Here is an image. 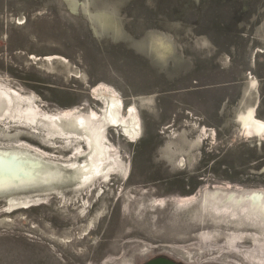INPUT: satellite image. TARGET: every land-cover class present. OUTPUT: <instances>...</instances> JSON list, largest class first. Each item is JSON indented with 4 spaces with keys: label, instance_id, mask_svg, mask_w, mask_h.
<instances>
[{
    "label": "rangeland",
    "instance_id": "rangeland-1",
    "mask_svg": "<svg viewBox=\"0 0 264 264\" xmlns=\"http://www.w3.org/2000/svg\"><path fill=\"white\" fill-rule=\"evenodd\" d=\"M90 2L115 6L121 34L93 26L81 8L73 12L63 0H0V79L34 93L40 107L53 113L76 106L85 113L101 111L93 89L114 87L123 115L128 117L135 105L141 123L136 140L121 127L105 131L122 154L127 178L114 176L83 216L79 206L90 196L69 174L56 179L57 190L45 186L17 192L48 194L51 202L11 215V222L0 221V264H123L120 259L135 244L150 252H133L134 264H185L162 243L188 240L170 232L180 222L197 230L208 221L182 212L188 198L199 199L208 187H264V140L248 135L236 117L253 77L259 89L256 116L264 121V0ZM158 34L172 45L163 60L149 43ZM48 54L65 57L68 68L83 74L82 82L68 68L47 71L43 57ZM26 132H18L22 142L61 159L41 144L43 135ZM56 140L58 149L66 147L64 139ZM66 155L70 159L72 154ZM141 194L166 200V216L156 214V229L134 227L135 199ZM8 198L0 193V208ZM212 255L206 264H221Z\"/></svg>",
    "mask_w": 264,
    "mask_h": 264
},
{
    "label": "bare ground",
    "instance_id": "bare-ground-1",
    "mask_svg": "<svg viewBox=\"0 0 264 264\" xmlns=\"http://www.w3.org/2000/svg\"><path fill=\"white\" fill-rule=\"evenodd\" d=\"M63 1L73 12L81 8L93 26L121 32V26L117 20L119 17L114 15V5L109 8L106 5L92 4L90 0ZM25 22L18 24H25ZM149 43L153 50L152 53L159 56V59L172 52L171 42L165 35L158 34ZM43 60L45 61L44 67L51 73H57L62 67L68 68L70 64L65 57L58 54L45 55ZM68 72L73 78L82 82L83 74L72 68H68ZM3 80L0 79V193L7 194L9 198L7 203L0 208V221L11 222V215L50 204L48 194H39L35 197L15 195L18 194L17 192L33 188L45 186L46 189L47 187L53 188L56 179L66 174L72 177V182L78 186L77 188L85 187L90 196L89 199H84V203H81L82 207L78 204L82 211L80 214L86 215L84 213L90 204L93 200L99 201L105 193V188H109L114 176L119 174L120 179L127 178L128 167L122 154L116 147L117 145L112 144L105 137V131L111 126L121 127L130 140H136L141 133L138 108L131 104L128 117H125L119 92L114 87L100 85L93 89V98L101 104V111L89 109L90 111L85 113L79 110V106H76L55 113L48 112L40 107L34 93H22ZM248 84L245 92L246 99L236 117L248 135L264 140V121L257 118L255 108L259 100L258 83L252 77ZM22 130H27V136L30 137L43 135L41 144L49 151L59 154L61 159L56 154L46 152L41 148L42 146L37 147L22 142L23 137L18 136V132ZM44 136L47 139L44 140ZM60 137L67 143L63 149H58L59 146L56 144V139ZM182 140L185 138L182 137ZM6 141L10 143L6 144ZM3 146H8V148ZM34 151L41 154L37 155ZM65 153L72 154L70 159H66L68 157ZM55 156L57 159L54 158ZM182 160L185 159L182 158ZM3 187L11 190L5 191ZM135 200L134 227L138 230H144L145 226L156 229L158 227L154 221L156 214L164 211L166 216V200H159L147 194H141ZM183 205L182 212L192 219L208 218L207 222L200 223L201 227L198 226L197 230L189 228L191 224H187L188 222H182L180 225L179 221L176 227L173 226L174 231L170 232H174L179 239H188L184 241V244L164 245L167 242L162 243L163 247L171 248L177 253L178 259L183 263L206 264L211 259L208 256L213 254L212 259L221 264H231V262L264 264V187L236 186L235 189L231 186L208 187L199 199L188 198ZM160 219L162 218H159V221ZM218 221L224 222L219 224ZM165 231L167 234L168 226H165ZM195 240L196 243H186ZM70 242L72 244V241ZM132 249L130 254L120 259L124 262L123 264H134L132 256L135 251L144 254L150 252L146 245L136 246L135 244Z\"/></svg>",
    "mask_w": 264,
    "mask_h": 264
}]
</instances>
